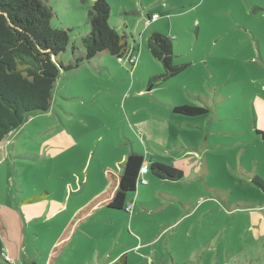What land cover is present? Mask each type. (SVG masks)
Wrapping results in <instances>:
<instances>
[{
	"label": "rangeland",
	"instance_id": "obj_1",
	"mask_svg": "<svg viewBox=\"0 0 264 264\" xmlns=\"http://www.w3.org/2000/svg\"><path fill=\"white\" fill-rule=\"evenodd\" d=\"M45 1L69 31L67 64L73 46L85 51L93 0ZM107 1L141 61L104 52L62 74L49 110L0 144V264H264V192L251 182L264 181V0ZM153 14L188 65L162 85L144 35ZM183 106L209 111L174 112ZM133 148L185 179L145 174L131 212L78 217ZM22 207L32 220L14 218Z\"/></svg>",
	"mask_w": 264,
	"mask_h": 264
},
{
	"label": "trees",
	"instance_id": "obj_2",
	"mask_svg": "<svg viewBox=\"0 0 264 264\" xmlns=\"http://www.w3.org/2000/svg\"><path fill=\"white\" fill-rule=\"evenodd\" d=\"M53 17L45 0H0V144L24 124L30 113L49 110L62 74L80 68L104 52L118 59L128 58L130 52L131 57L135 56L136 48L128 47L127 36H120L110 26L111 6L107 0H93L88 14L90 32L82 38L85 51H77L73 46L67 64L61 56L70 46L69 31L53 28ZM148 49L164 67V73L151 79L155 84H165L188 66L175 63L174 41L168 36L154 32L148 39ZM208 111L197 106L174 108L175 113L188 117ZM144 164L141 154L131 152L119 176L107 171L113 176V189L91 202L78 217L84 215L87 219L103 208L126 211L130 204L127 197L136 192ZM148 167V173L162 180L178 181L184 177L181 170L158 162ZM251 182L264 192L262 179L255 176ZM115 264H128L127 255H122Z\"/></svg>",
	"mask_w": 264,
	"mask_h": 264
},
{
	"label": "crops",
	"instance_id": "obj_3",
	"mask_svg": "<svg viewBox=\"0 0 264 264\" xmlns=\"http://www.w3.org/2000/svg\"><path fill=\"white\" fill-rule=\"evenodd\" d=\"M155 15H157V14H153L152 16H148L147 17V20L144 22V28L146 29V32L144 33V35L145 34H147L149 31H151V34H150V36L154 33V32H158V33H160V34H162V35H165V36H168V37H170V38H172L173 39V28H170V29H167V28H165V20H161V17H158V19H156L155 21H151L150 23H148V21H149V19H152V17L153 16H155ZM149 36V37H150ZM149 37L147 38V46H148V39H149ZM174 39H176L175 41H177V38L176 37H174ZM131 51V50H130ZM136 52V51H135ZM131 53V55H132V52H130ZM131 55L126 59V60H128L130 63L131 62H140L141 61V57H137V55L134 53V57H131ZM150 78V77H149ZM257 131H259V132H257V135H262L263 136V139L262 140H264V128H261V129H257ZM131 152H137V153H139V154H141L139 151H137V150H135L134 148L133 149H131V151H129L128 152V155L131 153ZM128 155H127V157H128ZM145 159V158H144ZM152 162H156V161H149V160H147V159H145V164H147L148 166L152 163ZM158 163H161V162H158ZM123 164H124V162L119 166L120 167V171H116V172H114L115 173V175L116 176H119L121 173H122V171H123ZM161 164H163V163H161ZM165 165V164H164ZM176 169H178V170H181L182 172H183V174H184V177H183V179L182 180H184L185 179V177H186V174H185V172L182 170V169H179V168H176ZM110 171H112V170H110ZM204 173H205V170H204ZM147 174H150L151 176H153V177H156V176H154L151 172H149V173H147ZM157 178V177H156ZM142 179H143V175H141L140 176V180L142 181ZM158 179H160V178H158ZM162 180V179H161ZM164 180V179H163ZM165 181H169V182H177V181H171V180H165ZM178 181H181V180H178ZM140 183V182H139ZM114 184H115V182H114V179H112L111 178V181H109V185L107 186V189L105 190V192H103L100 196H98L97 198H95L94 200H96V199H98V198H100L101 196H103L104 194H106L108 191H110V190H112L113 189V187H114ZM140 186H144V184H142V183H140V185L138 184V186H137V189H136V192L134 193V194H136L137 193V190H138V188L140 187ZM132 194V193H131ZM131 194H129V195H131ZM129 195H128V197H127V201H128V203H130L131 205H132V196H130L129 197ZM94 200H92L91 202H93ZM144 201V203L143 204H145V203H147V201L146 200H143ZM91 202H89L87 205H86V207H85V209L87 208V206L91 203ZM82 210V209H81ZM80 211V210H79ZM19 212H20V214L22 215V217H23V220L24 221H26V218L25 217H29L31 220H32V215L34 216V213H35V211L32 209V207H28V208H24V207H22V209H18V212H14V214H13V216H14V218H16L17 220H19ZM122 212V211H121ZM28 213H30V215L28 214ZM113 213V212H112ZM114 214H117V213H114ZM31 216V217H30ZM71 233V232H70ZM0 252L1 253H3V248H1L0 247ZM9 253V252H8ZM10 254V253H9Z\"/></svg>",
	"mask_w": 264,
	"mask_h": 264
},
{
	"label": "built area",
	"instance_id": "obj_4",
	"mask_svg": "<svg viewBox=\"0 0 264 264\" xmlns=\"http://www.w3.org/2000/svg\"><path fill=\"white\" fill-rule=\"evenodd\" d=\"M158 17H159L158 15L153 16L152 19H149L148 23H150L151 21H155L156 19H158ZM148 170H149L148 165L147 164H144L142 166V168H141L140 176L147 174L148 173ZM139 182L142 183V184H145L146 183V181H141V180H139ZM131 209H132V205L131 204H128V206L126 208V211L131 212Z\"/></svg>",
	"mask_w": 264,
	"mask_h": 264
}]
</instances>
